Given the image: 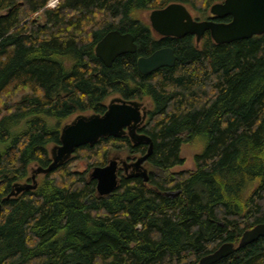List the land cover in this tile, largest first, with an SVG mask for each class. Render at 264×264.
Wrapping results in <instances>:
<instances>
[{
  "label": "trees",
  "instance_id": "trees-1",
  "mask_svg": "<svg viewBox=\"0 0 264 264\" xmlns=\"http://www.w3.org/2000/svg\"><path fill=\"white\" fill-rule=\"evenodd\" d=\"M49 1L0 0V196L30 165L48 166L63 122L102 114L112 94L150 100L140 132L153 142L154 172L146 182L119 176L99 196L91 169L147 144L123 135L78 147L2 203L0 264H198L222 243L237 246L264 222V34L216 44L205 32L196 43L158 35L142 14L182 3L209 15L223 0ZM112 30L131 33L137 50L106 67L94 48ZM164 47L175 64L142 75L138 58ZM198 140L193 168L173 171ZM214 264H264V237Z\"/></svg>",
  "mask_w": 264,
  "mask_h": 264
},
{
  "label": "water",
  "instance_id": "water-1",
  "mask_svg": "<svg viewBox=\"0 0 264 264\" xmlns=\"http://www.w3.org/2000/svg\"><path fill=\"white\" fill-rule=\"evenodd\" d=\"M211 18L230 17L228 22L213 19L197 20L190 10L182 3H170L162 8L149 12V23L154 32L160 36L183 37L194 35L199 42L205 32L216 44L230 43L264 34V0H223L216 2L209 8ZM137 45L131 33H121L118 30L107 32L96 44L94 52L101 62L110 67L113 61L122 54L135 53ZM177 56L173 49L164 47L155 50L148 56L139 57L137 69L142 75H148L161 67H172ZM142 103L137 100H127L121 96H114L106 105L102 113H82L64 123L60 129L59 143L50 148L51 161L46 167L33 168L32 183H16L12 191L3 198L8 200L23 191L37 187L35 175L47 174L57 166L68 161L74 151L83 145H94L104 137H120L127 134L133 144L145 142L147 151L130 166L136 172L129 176H140L145 182L149 174L142 162L152 153L153 142L144 133H138L137 128L145 118ZM117 160L110 159L103 166H95L89 176L96 181V192L99 196H106L114 191L118 184ZM174 195V193H170ZM2 205L0 203V210ZM264 237V222L254 225L243 232L238 245L222 243L215 251L200 258L198 264H214L220 259L234 253L245 245Z\"/></svg>",
  "mask_w": 264,
  "mask_h": 264
},
{
  "label": "flooded vegetation",
  "instance_id": "flooded-vegetation-1",
  "mask_svg": "<svg viewBox=\"0 0 264 264\" xmlns=\"http://www.w3.org/2000/svg\"><path fill=\"white\" fill-rule=\"evenodd\" d=\"M207 19H213V20H217V19H214V18H211V15H208V18ZM220 19V18H219ZM230 20V19H229ZM228 20V21H229ZM228 21H226V22H228ZM222 22H224V21H222ZM159 35V34H158ZM195 37V36H194ZM195 41H196V38H195ZM196 43H198L197 41H196ZM137 101H139V102H141L142 103V106L140 107V110H141V114H142V110H143V108H144V111H145V118H144V120L142 121V123L139 125V127L137 128V132L138 133H142V132H140V130H141V128H142V126L144 125V123H145V121H146V118H147V115H148V104L147 103H144V101H141V100H137ZM74 116H76V115H74ZM73 116V117H74ZM72 117V118H73ZM124 136H127V137H129L127 134H125ZM130 139V138H129ZM131 141V140H130ZM133 144V143H132ZM139 144H147V143H145V142H141V143H138V144H133L134 146L135 145H139ZM147 148H148V144H147ZM146 151H147V149H146ZM146 151L144 152V153H136V154H132V153H126V152H122V151H120L118 154H113V155H111V157L108 159V161L110 160V159H112V158H116V160H117V164H118V166H117V174H118V178H119V176H125V177H130L129 175L131 174V173H134V172H136L135 170H134V168L132 167V166H130V164L131 163H133V162H135L139 157H141L142 155H144L145 153H146ZM149 158V157H148ZM148 158L144 161V162H142V165H143V167H145L146 169H147V171H148V174H149V176H150V174H152L154 171H153V169H151L150 168V166H149V163H148ZM107 161V162H108ZM34 168V167H33ZM33 168H31V170H30V173H29V176L27 177V178H25L24 180H21V181H15V182H13L12 183V185H11V188H10V191L7 193V195L12 191V189H13V186H14V184H16V183H32V176H33V173H32V170H33ZM37 176H41L40 174H37V175H35V179L37 180ZM132 177H138V178H141L140 176H132ZM5 196H0V203H1V205H2V203L4 202L3 201V198H4Z\"/></svg>",
  "mask_w": 264,
  "mask_h": 264
},
{
  "label": "rangeland",
  "instance_id": "rangeland-1",
  "mask_svg": "<svg viewBox=\"0 0 264 264\" xmlns=\"http://www.w3.org/2000/svg\"><path fill=\"white\" fill-rule=\"evenodd\" d=\"M57 3H58V0H50L49 3H48V7H54V6H56ZM149 12L150 11H147V12L142 13L143 14V17L145 18V20L147 22H149ZM191 13H192V15L196 19H199V20L206 19L207 16H208V13L207 14H204V15H201L199 12H191ZM114 96H119V95L118 94H112V95L108 96L106 98V100L104 101V104L107 105L109 103L110 99L112 97H114ZM142 101H144V103H147L148 104V108L149 109H148V115H147V118H146V121H147L148 120V116H149V112L152 109V105H151V102H150V100L148 98L143 99ZM86 113H90V112H86ZM73 116H71L69 119H67L63 123H66V122L70 121ZM146 121H145V123H146ZM52 145L53 144H49L48 145V151H50V148L52 147ZM201 149H202V142L200 140L194 141V142H192L190 144L184 145L182 147V156H183V158L185 160L184 161V165H182L181 167L174 168L173 171H177V170H180V169H183V170H186V171L187 170H191L193 168V166H194V164H193V157H194V155L196 153H199L201 151ZM49 154H50V152H49ZM116 154H118V153H116ZM33 167L35 168V165L34 164L29 166V168H28L29 169V173H30L31 168H33ZM41 177L42 176H37V182H40ZM22 180H24V179H22Z\"/></svg>",
  "mask_w": 264,
  "mask_h": 264
},
{
  "label": "bare ground",
  "instance_id": "bare-ground-1",
  "mask_svg": "<svg viewBox=\"0 0 264 264\" xmlns=\"http://www.w3.org/2000/svg\"><path fill=\"white\" fill-rule=\"evenodd\" d=\"M215 43V42H214ZM130 138V137H129ZM96 184V183H95ZM96 190V189H95ZM239 242V241H238ZM198 263V262H197Z\"/></svg>",
  "mask_w": 264,
  "mask_h": 264
}]
</instances>
